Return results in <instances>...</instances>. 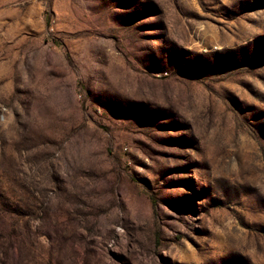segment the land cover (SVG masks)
<instances>
[{"label":"rangeland","instance_id":"374dc122","mask_svg":"<svg viewBox=\"0 0 264 264\" xmlns=\"http://www.w3.org/2000/svg\"><path fill=\"white\" fill-rule=\"evenodd\" d=\"M0 264H264V0H0Z\"/></svg>","mask_w":264,"mask_h":264}]
</instances>
